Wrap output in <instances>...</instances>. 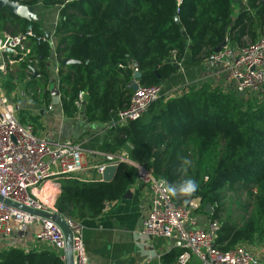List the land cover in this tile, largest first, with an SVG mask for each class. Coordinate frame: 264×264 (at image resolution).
Masks as SVG:
<instances>
[{
  "label": "trees",
  "instance_id": "1",
  "mask_svg": "<svg viewBox=\"0 0 264 264\" xmlns=\"http://www.w3.org/2000/svg\"><path fill=\"white\" fill-rule=\"evenodd\" d=\"M234 1L22 0V4L36 7L44 2L47 8L60 10L55 53L63 111L76 114L80 95L86 93L82 107L87 118L111 125L130 110L136 69L141 87H161L180 66L208 62L226 40L223 50L229 43L243 49L264 37V0H247L227 30ZM30 28L36 34L26 42L32 55L15 58V77L26 83L34 102L49 105L51 78L44 65L53 55L52 45L36 23L0 11V32L18 36ZM38 38L43 40L39 43ZM64 59L78 63L64 65ZM111 133L113 151L128 150L132 162L168 186L184 177L197 180L199 190L193 197H171L184 208L201 198L199 213H205L207 205L213 208V214H205L219 224L218 250L229 252L264 239V99L227 95L212 85L193 87L180 96L163 94L137 120L117 125ZM178 157L191 162L183 172ZM136 175L132 164L120 162L110 183L64 180L55 211L82 225L96 220L108 203L127 193ZM182 252L175 249L162 257V263L175 264ZM0 264L64 263L45 247L5 250Z\"/></svg>",
  "mask_w": 264,
  "mask_h": 264
},
{
  "label": "built area",
  "instance_id": "2",
  "mask_svg": "<svg viewBox=\"0 0 264 264\" xmlns=\"http://www.w3.org/2000/svg\"><path fill=\"white\" fill-rule=\"evenodd\" d=\"M239 1L246 6L247 0ZM30 37H36L32 28L18 36H0V55H12L9 61L0 66V72L6 74L9 67L16 64L15 58L23 59L32 55L26 46ZM42 40L38 38L39 43ZM209 61L224 65L230 73L235 93L243 94L246 99H264V37L238 53L226 48L213 54ZM135 71L138 72L137 69ZM134 83L138 81L134 80L132 85ZM162 95V86L145 88L139 85V89L134 92L130 110L121 113L119 121L109 127L115 128L137 120ZM84 98L85 94H81L77 102L79 108ZM0 104L1 198L33 210L57 213L55 203L64 180L94 182L89 174L91 171L103 181L104 170L114 164L86 167L81 145L72 142L53 143L40 138L35 127L31 123H23L18 118L16 108H10L6 99H0ZM120 162L132 164L139 180L151 193L150 212L144 222L143 234L151 238L173 239L181 244L183 252L176 264H264V260L253 255L247 245H240L229 252L218 250L215 246L220 229L217 222H211L206 229L194 228L196 219L192 209L173 201L171 194L166 191L168 185L164 180L155 178L151 171L132 162L129 157H121L116 164ZM190 207L195 208L193 203ZM65 220L74 234V264H88L83 225ZM13 223L22 225L24 229L40 223L41 230L36 234V240L51 244L63 263L67 264L66 238L55 222L29 217L0 201V234L11 236Z\"/></svg>",
  "mask_w": 264,
  "mask_h": 264
},
{
  "label": "crops",
  "instance_id": "3",
  "mask_svg": "<svg viewBox=\"0 0 264 264\" xmlns=\"http://www.w3.org/2000/svg\"><path fill=\"white\" fill-rule=\"evenodd\" d=\"M34 13L37 15L36 24L39 29L45 32L47 39L53 47L52 57L45 62L44 72L49 75L51 80L56 81L58 89L57 74L59 63L56 60L55 46L57 44L55 38V29L59 22L60 10L55 8H47L44 2L33 7ZM245 9V5L239 0H235L232 4L231 12L227 17L228 26L233 25L238 16ZM53 11H55L53 13ZM4 32H0L3 36ZM10 56H9V55ZM0 55V66L9 61L11 53ZM188 59L187 61H189ZM180 74L165 82V87H172L176 81L186 82L189 84L199 82L204 84L217 83L223 91L233 90V81L230 73L223 64H215L210 61L200 65L180 66ZM16 69V64L9 67L11 72ZM37 74V73H36ZM39 77V74H37ZM8 74L0 72V94L13 95L16 90L8 91L6 88ZM35 77V78H36ZM53 85L50 84L49 89L52 90ZM7 89V90H6ZM86 96V93H85ZM32 108L38 107V111L34 113L31 108H16L17 113L23 112L26 121L23 123H31L36 130L37 136L53 143L72 142L81 145L83 149V163L86 167H94L96 165L118 163L121 157H129L128 150L113 151V128L109 125L95 120H89L85 114L84 107L74 115H67L61 105V96L51 97V102L47 105L44 102H34L31 99ZM24 110V111H22ZM94 178V182L101 181V178L89 172ZM103 182V181H102ZM130 193L128 198L122 197L120 200L108 203L103 214L96 220L88 221L83 224V240L87 251L88 264H163L162 257L171 253L177 248L183 250L182 245L173 239L163 237H149L143 234V226L150 212L151 193L147 186H144L138 176L127 191ZM211 224L208 216L199 217L194 228L206 229ZM13 223V234L5 236L0 234V253L12 249L19 248L24 251L41 250L48 248L54 250L51 244L38 242L36 234L41 230V224H33L27 227ZM250 252L264 260V254L255 253L249 245ZM176 264V263H175Z\"/></svg>",
  "mask_w": 264,
  "mask_h": 264
},
{
  "label": "water",
  "instance_id": "4",
  "mask_svg": "<svg viewBox=\"0 0 264 264\" xmlns=\"http://www.w3.org/2000/svg\"><path fill=\"white\" fill-rule=\"evenodd\" d=\"M6 9L8 12H10L13 16L21 18V19H25L31 23H36L38 21L37 15L34 13V8L30 7V6H25L22 4V0H0V11ZM175 21L177 23H179V17L176 16ZM232 27V25L227 26V30H229V28ZM184 33V31H183ZM50 38V35H47V39ZM227 45V40L223 42V44L218 47L215 50V53H220L221 51H223V49L226 47ZM78 63L75 60H71V59H64L63 60V64L64 65H70V64H75ZM38 76L36 73H34V77ZM141 77V74L139 72L135 73V80H138ZM51 84L53 85V88L51 90L52 92V96L54 97H59L60 96V92L56 87V81L55 80H51ZM132 89L133 91H137L139 89V84L138 83H134L132 85ZM241 97H244V95H240ZM109 163L111 164L110 160ZM118 169V164L114 165L111 164L108 167H106V169L104 170L103 174H102V179L103 182H112L116 172ZM130 196V193H126L123 197L124 198H128ZM0 201L4 202L5 204H7L8 206H11L17 210H19L20 212L24 213L25 215L29 216V217H33V218H38V219H45V220H51L53 222H55L63 231L64 236L66 238V257H67V264H74V251H73V247H74V234L73 231L71 230V228L69 227V225L67 224L66 220L64 217H62L61 215H59L58 213H48V212H43V211H37V210H33L30 209L24 205L21 204H16L13 203L9 200H5L3 198L0 197ZM194 206L196 209L200 208L202 205V200L201 198L196 199L193 202ZM205 213L206 214H213V208L210 205H207L205 207Z\"/></svg>",
  "mask_w": 264,
  "mask_h": 264
},
{
  "label": "rangeland",
  "instance_id": "5",
  "mask_svg": "<svg viewBox=\"0 0 264 264\" xmlns=\"http://www.w3.org/2000/svg\"><path fill=\"white\" fill-rule=\"evenodd\" d=\"M55 11H53L54 13ZM1 36V35H0ZM229 49L232 50L234 53H238L242 48H239L238 46L229 43ZM16 70L17 68H13V70L10 72L8 70L7 74V78L8 81L5 82V85L7 86L6 88H8V91L11 92V90H16V92H14L13 95L10 94H0V99H6L8 105L10 106V108H20V110L23 108H31L33 109L34 113L36 111H38V107H33L32 108V96L31 94L26 91V83L22 82V80H20V78L15 77L16 74ZM180 74V73H178ZM14 78V79H13ZM200 82V81H199ZM199 82H195L192 83L191 85H187V84H183L186 82H180V81H176V85H173L172 87H165V89L162 90V93L168 96H180L184 93V91L186 89L189 88H197V87H203V86H208V85H212L213 87H219L217 83L214 84H204V83H199ZM7 90V89H6ZM224 93H226L227 95H230L232 93H234V91L232 90H226L224 91ZM24 111V110H22ZM2 113V107L0 104V114ZM18 118L22 121L25 122L26 121V117L25 114L23 112L18 114ZM190 209H192V213H194L193 215L195 216L196 222L198 221V216L199 217H203L207 216L205 213H199L196 211V209L189 207ZM187 208V209H189ZM259 238V237H258ZM248 245V244H247ZM249 246L251 247V249H253V251L257 254V253H261L264 254V239H258L257 242H255L254 244H249Z\"/></svg>",
  "mask_w": 264,
  "mask_h": 264
},
{
  "label": "clouds",
  "instance_id": "6",
  "mask_svg": "<svg viewBox=\"0 0 264 264\" xmlns=\"http://www.w3.org/2000/svg\"><path fill=\"white\" fill-rule=\"evenodd\" d=\"M180 160V169L183 172L184 169L190 166L191 162L184 157H178ZM199 190V184L196 179L192 177H184L177 184L169 185L166 191L172 196L193 197Z\"/></svg>",
  "mask_w": 264,
  "mask_h": 264
}]
</instances>
